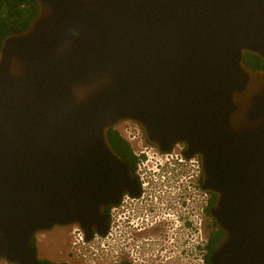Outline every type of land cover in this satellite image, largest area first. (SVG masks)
<instances>
[{"label":"water","instance_id":"water-1","mask_svg":"<svg viewBox=\"0 0 264 264\" xmlns=\"http://www.w3.org/2000/svg\"><path fill=\"white\" fill-rule=\"evenodd\" d=\"M0 49V261L41 264L34 240L79 225L140 183L109 140L130 121L198 157L223 236L209 264H264V0H32Z\"/></svg>","mask_w":264,"mask_h":264},{"label":"built area","instance_id":"built-area-1","mask_svg":"<svg viewBox=\"0 0 264 264\" xmlns=\"http://www.w3.org/2000/svg\"><path fill=\"white\" fill-rule=\"evenodd\" d=\"M120 132L133 146L141 194H127L109 209L110 226L105 236L94 233L88 240L79 225L68 227L67 255L74 264H206L208 238L203 221L211 195L201 186L199 158H186L182 144L169 153L160 152L147 144L141 128L132 122L124 123ZM164 194L171 196L170 205L176 213L174 209L162 213L158 203L153 217L170 223L162 244L172 249L166 252L145 239L133 244V235L140 232L135 224L148 212L146 203L152 206Z\"/></svg>","mask_w":264,"mask_h":264},{"label":"trees","instance_id":"trees-1","mask_svg":"<svg viewBox=\"0 0 264 264\" xmlns=\"http://www.w3.org/2000/svg\"><path fill=\"white\" fill-rule=\"evenodd\" d=\"M39 11V5L36 1L32 0H0V49L3 40L12 34H18L25 31L30 22L37 16ZM244 63L254 70H264V61L251 53H246ZM109 140L116 151V153L122 157L133 169L135 170L136 158L133 155L130 144L122 138L117 130L112 128L109 131ZM215 198L212 196V202ZM216 230L212 234V243L210 251L212 252L217 246L218 242L223 236V232L218 229L215 225ZM33 245H36V240H34ZM41 264H68L55 263L47 259H41ZM123 264H129L127 262ZM206 264H209L208 258L206 259Z\"/></svg>","mask_w":264,"mask_h":264},{"label":"flooded vegetation","instance_id":"flooded-vegetation-1","mask_svg":"<svg viewBox=\"0 0 264 264\" xmlns=\"http://www.w3.org/2000/svg\"><path fill=\"white\" fill-rule=\"evenodd\" d=\"M151 146V145H150ZM130 147L132 149V152L134 151L133 146L130 144ZM134 155V154H133ZM170 199L171 196L168 194H164L160 200L157 201V203H153L151 206L149 202L146 204V210H148L146 215H143L142 219H138L139 221L135 224L136 227H138L140 231L137 234L133 235L132 238V243H138L140 239H145L148 240L150 243V246H156L158 248H163L164 251L169 252L172 247L167 245V244H162L165 237L163 235L164 229L169 227L170 223H165L163 219L156 220L154 216V211L156 209V204H161L162 206V213H165L166 210L173 211L176 213V209L173 208L170 205ZM210 202L205 210V218H204V224H205V230H206V235L208 238V245H207V251H208V256L207 258L209 259L210 254L212 253L210 251L211 243H212V234L213 231L216 230L214 221L211 217L210 214V209L213 205L212 202V196H210ZM168 211V212H169ZM144 213V212H143ZM156 241L159 242V244H156ZM162 244V245H161Z\"/></svg>","mask_w":264,"mask_h":264},{"label":"rangeland","instance_id":"rangeland-1","mask_svg":"<svg viewBox=\"0 0 264 264\" xmlns=\"http://www.w3.org/2000/svg\"><path fill=\"white\" fill-rule=\"evenodd\" d=\"M120 127L121 125L118 128ZM36 239V248L40 259H47L55 263L74 264L67 255L69 234L66 228H55L52 231L41 233ZM4 263L1 261L0 264Z\"/></svg>","mask_w":264,"mask_h":264},{"label":"clouds","instance_id":"clouds-1","mask_svg":"<svg viewBox=\"0 0 264 264\" xmlns=\"http://www.w3.org/2000/svg\"><path fill=\"white\" fill-rule=\"evenodd\" d=\"M126 122H130V121H125V122H122V123H120V124H118L117 126H115L114 127V129L115 130H117L118 132H119V134L121 135V132H120V129H121V127L123 126V124L124 123H126ZM133 123V122H132ZM135 124V123H134ZM121 125V127L120 128H118L119 126ZM140 127V126H139ZM141 128V127H140ZM142 130V129H141ZM143 131V130H142ZM144 134V133H143ZM122 136V135H121ZM144 137H145V135H144ZM122 138H123V136H122ZM124 139V138H123ZM125 140V139H124ZM145 140H146V138H145ZM127 141V140H126ZM147 142V141H146ZM129 143V142H128ZM130 144V143H129ZM147 144L148 145H151V144H149L148 142H147ZM177 145V144H176ZM175 145V146H176ZM183 145V144H182ZM151 146H153L154 148H156V149H158L157 147H155L154 145H151ZM175 146L173 147V148H175ZM185 147V146H184ZM172 148V149H173ZM159 150V149H158ZM160 151V150H159ZM172 151V150H171ZM170 151V152H171ZM161 152V151H160ZM184 152H185V150H184ZM164 153V152H163ZM167 153H169V152H167ZM185 155V154H184ZM186 157V156H185ZM187 158V157H186ZM193 158V157H192ZM188 159H190V158H188ZM200 160V159H199ZM134 174H135V170H134ZM137 177V176H136ZM140 183V182H139ZM201 186H202V175H201ZM141 188V187H140ZM203 189V188H202ZM204 190V189H203ZM205 191V190H204ZM206 192H208V191H206ZM209 193V192H208ZM211 196H213L211 193H209ZM140 196V195H139ZM214 203V202H213ZM111 208V207H110ZM109 208V209H110ZM109 209H108V213H109ZM70 227V226H69ZM68 228V227H67ZM66 228V229H67ZM37 238V237H36ZM36 241H37V239H35ZM37 244V243H36ZM69 257V256H68ZM207 259V258H206ZM41 260V259H40ZM1 262V261H0ZM5 263L4 264H6L7 262L6 261H4ZM7 264H10V263H7ZM69 264H71V263H69Z\"/></svg>","mask_w":264,"mask_h":264},{"label":"crops","instance_id":"crops-1","mask_svg":"<svg viewBox=\"0 0 264 264\" xmlns=\"http://www.w3.org/2000/svg\"><path fill=\"white\" fill-rule=\"evenodd\" d=\"M1 263V262H0Z\"/></svg>","mask_w":264,"mask_h":264}]
</instances>
